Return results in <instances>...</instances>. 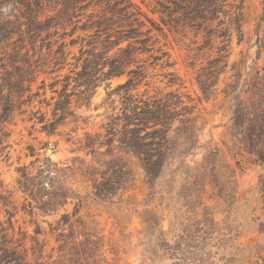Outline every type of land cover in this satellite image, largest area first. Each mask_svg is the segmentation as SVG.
I'll use <instances>...</instances> for the list:
<instances>
[{"label":"rangeland","instance_id":"1","mask_svg":"<svg viewBox=\"0 0 264 264\" xmlns=\"http://www.w3.org/2000/svg\"><path fill=\"white\" fill-rule=\"evenodd\" d=\"M129 1L160 24L158 15L151 12L155 0ZM238 1L244 6L241 34L208 38L200 28L185 27L175 33L160 24L161 32L153 31V50L139 55L149 66L138 94L176 93L193 109L189 123H181L184 117L179 113L164 126L167 136L175 138L167 145L163 174L152 184H148L139 160L119 145L117 133L106 131L110 116L121 112L123 96L117 93L105 102L107 94L126 76L99 83L90 99L81 102L83 88L75 87L72 79L64 82L65 76L73 77L72 70L80 69L75 61L80 45L64 48L60 64L53 68L51 58L60 56L56 55L58 44L51 45L57 36L46 37L41 43L43 32L35 39L33 58L42 55L46 64L30 92L21 93L19 110L3 125L7 147L0 154L1 189L16 207L14 238L24 243L29 257L31 248L43 246L41 261H51V248L56 247L51 228H62L57 221L66 212L68 242L75 244L66 257L67 264H171L160 248L164 234L178 231L183 218L194 214L200 218L208 207L216 222L231 226L235 240L211 257L186 259L183 264H263L255 252L263 250L264 255V163L258 155L264 149V131L261 138L257 136L264 122L255 114L264 108V4L263 0H236V4ZM234 3L227 1V12L219 15L224 24L214 21L212 29L227 26ZM12 12V7L0 5V20ZM43 13L51 15V3L44 5ZM78 34L80 31L72 38ZM157 49L167 54L163 60L169 67L162 68L161 61L150 65L153 60L149 56L161 53ZM211 67L218 70L208 76L211 87L203 95L196 77ZM57 100L69 104L55 132L49 134L38 118L44 119L43 123L51 121ZM172 102L176 100L172 98ZM106 139L108 145L100 147L98 143ZM89 143H94L96 152L82 148ZM191 145L194 148L188 152ZM48 159L67 169L61 175L70 198L55 213L38 210L35 195L23 194L17 184L20 168L34 177ZM115 166H125L129 174L121 178V189L110 194L121 177L108 173L109 167ZM107 176L112 182H104L106 194L96 195L94 182ZM36 183L29 181L30 189ZM40 198L51 202V188L42 191ZM1 220H6L4 213ZM36 228L41 235H34ZM32 239H37V246Z\"/></svg>","mask_w":264,"mask_h":264},{"label":"trees","instance_id":"2","mask_svg":"<svg viewBox=\"0 0 264 264\" xmlns=\"http://www.w3.org/2000/svg\"><path fill=\"white\" fill-rule=\"evenodd\" d=\"M227 1L155 0L151 12L158 15L159 23L170 32L176 33L180 28L185 27L200 28L206 30L208 38L213 35L214 38L225 39L230 33L241 34L244 22L243 3L238 1L236 4V0H233L235 2L231 5L233 13L229 15L227 26L221 27L223 29L219 31L211 28L214 21H218L219 26L224 24L219 15L227 12L224 9ZM50 3L51 15L43 13L44 5ZM0 5L13 8L11 14L0 20V154L7 147L4 145L3 125L19 110V105L22 103L21 93L30 92L32 82L39 73H43L42 67L46 64L45 61L42 62L44 57L42 55H38V59L33 57L36 55L35 39L45 32V37L40 38L41 43L50 36L51 38L57 36L51 45L58 44L56 55L60 56L51 58L53 68L60 64L64 48L80 45L79 56L75 59L80 69L72 70L73 77L65 76L64 82L72 79L75 87L83 88L81 102L90 99L99 83L126 76L123 83L118 84L107 94L105 102L117 93L122 92L123 96L120 97L121 112L110 116L106 131L109 135L113 132L117 133L119 145L139 160L148 184H152L162 176L169 149L167 145L175 138V136L172 138L167 136L168 130L164 126L170 124L169 120H175V117L181 113L184 117L181 123L183 121L189 123L193 109L185 105L176 93L148 96L146 93L139 95L136 91L146 79L149 66L146 60L139 58V55L153 50L156 42L153 31L161 32L160 24L157 25L129 0H0ZM78 31L80 34L72 38ZM66 38H70L69 43L65 42ZM122 43L126 45L120 47ZM156 51L161 53L157 56H149L153 60L150 65L156 66L157 62L161 61L162 68L169 67L171 64L163 60L167 54L162 49ZM205 70V73L201 72L196 77L203 95H207L211 87L212 82L208 76L217 72L218 68L211 67ZM172 98L176 100L175 103L172 102ZM68 104L69 102L57 100L53 109L54 118L51 121L43 123L44 119L38 118L44 131L49 134L55 132L59 120L66 113ZM172 106L175 108L180 106V110L177 111ZM58 111H61L60 115ZM255 117L261 123L264 122V108L260 109ZM262 124L258 128L259 138L264 131ZM250 139L247 141L250 142ZM107 140L103 141L106 142L105 144L101 142L98 145L107 146L109 142ZM82 148L96 152L94 143L84 145ZM193 148V145L188 147V152ZM258 155L264 163V149L259 150ZM66 170L56 163H51L49 159L46 160L45 167H41L34 177H29L24 167L20 168L17 182L19 190L25 195H35L38 210L55 213L70 198L61 175ZM108 173L121 176L115 183L116 186L114 184L112 187L111 194L122 186L121 178L125 179L129 172L125 166H115L109 167ZM109 177L94 182L96 195L106 194L107 191H104L102 186L106 181L112 182ZM33 179L37 183L33 189H30L28 184ZM1 188L0 184V264H67L66 257L70 255L69 252L75 245L68 242L70 231L67 232L65 229L68 213H63L57 221L58 225H63L62 228H51V236H54L56 244V247L51 248V261H41L43 246L31 248V257H29L24 243H19V239L14 238L12 218L16 207L10 202V195L3 194ZM46 188H51V202H45L40 198ZM2 213L6 217L5 221L1 220ZM194 215L192 218H183L178 231L166 232L160 241L163 256L171 264H183L186 259L211 257L220 250L230 247L235 240L231 226L226 222L223 225L216 222L208 212V207H204L200 218L197 217L198 214ZM34 235H41L39 228L34 230ZM32 241L36 246L38 245L37 239ZM262 252L263 250H257L255 257L264 264ZM53 254H57L56 259H53Z\"/></svg>","mask_w":264,"mask_h":264}]
</instances>
